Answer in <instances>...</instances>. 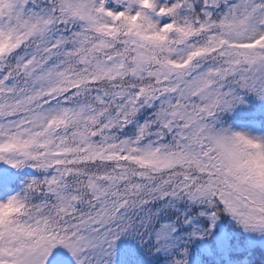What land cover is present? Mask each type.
Returning a JSON list of instances; mask_svg holds the SVG:
<instances>
[{
    "label": "snow or ice",
    "instance_id": "snow-or-ice-1",
    "mask_svg": "<svg viewBox=\"0 0 264 264\" xmlns=\"http://www.w3.org/2000/svg\"><path fill=\"white\" fill-rule=\"evenodd\" d=\"M0 264H264V0H0Z\"/></svg>",
    "mask_w": 264,
    "mask_h": 264
}]
</instances>
